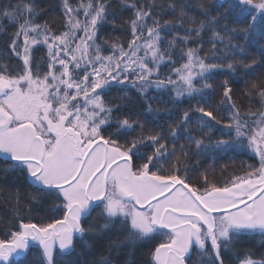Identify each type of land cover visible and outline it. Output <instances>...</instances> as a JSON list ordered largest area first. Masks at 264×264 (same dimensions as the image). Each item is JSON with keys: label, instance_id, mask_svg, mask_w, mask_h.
<instances>
[{"label": "snow or ice", "instance_id": "6c2138e0", "mask_svg": "<svg viewBox=\"0 0 264 264\" xmlns=\"http://www.w3.org/2000/svg\"><path fill=\"white\" fill-rule=\"evenodd\" d=\"M260 69L264 0H0V264H264Z\"/></svg>", "mask_w": 264, "mask_h": 264}, {"label": "trees", "instance_id": "16d2710c", "mask_svg": "<svg viewBox=\"0 0 264 264\" xmlns=\"http://www.w3.org/2000/svg\"><path fill=\"white\" fill-rule=\"evenodd\" d=\"M51 23L59 26L60 23V18L58 15L53 16L51 18ZM102 35H105L107 37H120L121 40H127L129 37L126 34L121 33L120 31H112L111 27H106ZM261 73H264V69H260L255 73V75H260ZM237 87H243L242 84L238 85ZM236 99L238 102H242L244 105H247V101L243 100L240 96L239 93H237ZM186 106V105H185ZM160 107H164V105H160ZM163 122V121H161ZM200 159H203L201 157ZM258 163V160L256 159H251L248 155L245 156H234L231 153L226 156L224 159H220L217 161H213L211 159L205 161L204 164H202L200 167L204 168L207 167L208 165L212 166V172L210 173V176L212 173L215 174L216 178H220V169L224 166H227V172H232L235 171L241 167H246L248 164H254ZM227 173H225L226 175ZM24 193L23 191L21 192V201L20 204L18 205L16 203V199L12 196L10 190L8 187L4 186L2 182H0V231L4 229L5 225H8L13 222V214L17 211L19 208L22 211L27 210V204L25 203L24 199ZM33 215H37L36 213H33ZM43 214H40L38 218H42ZM245 247H255L257 249H260V244H259V238L257 240L251 241L250 243L246 244ZM264 251V249H260ZM147 248H141L139 252L137 253L138 257L141 260H146L147 257L144 255L146 253Z\"/></svg>", "mask_w": 264, "mask_h": 264}]
</instances>
